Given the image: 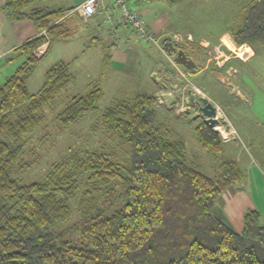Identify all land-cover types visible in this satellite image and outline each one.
I'll return each mask as SVG.
<instances>
[{"label":"trees","instance_id":"trees-1","mask_svg":"<svg viewBox=\"0 0 264 264\" xmlns=\"http://www.w3.org/2000/svg\"><path fill=\"white\" fill-rule=\"evenodd\" d=\"M46 1L5 0L2 6L11 21L30 20L39 35L15 50L25 61L0 84V264H264V214L248 210L238 232L214 212L243 178L241 166L220 161L214 176L192 167L185 143L155 124V95H137L98 116L95 129L111 146L73 151L53 163L42 182L21 184L14 177L26 139L46 120L45 107L75 79L70 65L58 62L43 88L29 92L47 55L37 57L36 50L74 34L66 18L72 9L33 7ZM231 39L237 46L264 43V0L246 2ZM230 48L236 51L233 43ZM103 96L102 85L91 82L56 114L57 125L79 122ZM195 133L204 149L224 153L223 137L206 121ZM119 146L128 150L125 160L115 157Z\"/></svg>","mask_w":264,"mask_h":264},{"label":"rangeland","instance_id":"rangeland-1","mask_svg":"<svg viewBox=\"0 0 264 264\" xmlns=\"http://www.w3.org/2000/svg\"><path fill=\"white\" fill-rule=\"evenodd\" d=\"M247 1L179 0L170 4L127 0V8L131 12L143 14L144 7H147L151 10L147 21L163 18L168 24L166 30L172 31L156 42H145L139 39L137 31L130 25L119 24L117 29H112L110 23L116 19L123 21V6L118 0H104L108 12L89 23L80 13L84 0L75 8V0H52L55 8L72 9L77 14V28L68 42L54 40L53 48L33 73L29 92L36 94L43 88L46 73L54 65L53 57L65 58L72 63L71 72L75 79L45 107L46 120L26 139V152L14 177L21 184L42 182L52 164L73 151H97L109 146L103 130L95 129L98 116L106 108L137 95H154L158 88L160 96H157L159 105L156 107L155 124L173 140L185 143L189 164L208 176H214L220 161H237L244 176L236 186L248 191V175L252 167L264 171V43L257 42L254 47L246 44L254 52L248 59L245 53L252 52L250 48L239 52L229 46L234 42L231 35ZM176 36L184 40L191 37V43L182 47L200 67L197 74H190L165 53L164 44L172 42ZM92 37L96 39L91 40ZM113 41L117 43L116 48L129 52L133 58L130 68H111L108 56L112 53L110 44ZM44 47L42 45L36 50L37 57L48 52L51 45ZM228 49L238 56L232 55L223 63V57L219 55L231 54ZM75 56L76 59L71 61ZM24 61L25 58L17 55L16 51L4 57L0 61V84L14 75ZM178 80L183 81L185 89L196 90L198 96L208 97L221 109L220 126L226 134L218 131L227 137L226 142L230 141L224 144L221 156H215L200 145L195 127L205 121L204 117L187 110L184 100H178L171 106L164 104L161 95L174 94ZM91 82L100 83L104 91L97 110L72 126H58L56 114L76 92H87ZM127 152L125 147L119 146L115 157L125 160ZM75 206L73 203L74 209ZM214 212L219 217L225 215L222 211L219 213L218 206ZM76 216L74 214L73 218Z\"/></svg>","mask_w":264,"mask_h":264},{"label":"crops","instance_id":"crops-1","mask_svg":"<svg viewBox=\"0 0 264 264\" xmlns=\"http://www.w3.org/2000/svg\"><path fill=\"white\" fill-rule=\"evenodd\" d=\"M81 0H75V4L73 7L75 8L78 3ZM133 1V0H128V2ZM5 0H0V61L4 59L8 54L11 52L15 51L19 46L24 44L25 42L31 40L32 38L36 37L39 35V32L35 28L34 24L30 20H23L20 22H14L11 21L2 11V6L4 4ZM52 0L38 3L34 5L33 7H53L51 4ZM134 2L139 3L140 1L134 0ZM104 3V0L100 1V6H99V11L96 13L93 17L89 18L86 22L89 23L90 20H93L96 18L98 15H104L105 13L108 12V7ZM72 7V8H73ZM63 8V7H62ZM145 8V12L143 14H140L138 11H135L140 14L142 19L146 20V17L150 15V9L147 7ZM66 18L69 19V24L71 25V28L76 31L77 28V21H78V16L73 10L71 12H68L66 14ZM82 20V19H80ZM143 21L148 29L153 31L155 35L160 38H164L167 36V34L171 33L172 31H167L166 29L168 28V24H165L163 18H158L155 17L150 21ZM112 29L115 30L117 29V25L119 24H126L124 21L121 20V22L116 19L115 22L112 24ZM70 39V38H69ZM69 39H59L57 42H68ZM96 39V37H92L91 40ZM56 41H53L51 43V47L47 52L48 53L51 51L53 48V44ZM230 44V43H229ZM49 43L45 44L44 48H47ZM111 49L112 53L110 54L109 57V62L111 64V68L113 70H117L116 68H125L128 69L131 66V61L133 58H131V55L129 52L122 51L119 48H116L117 43L112 42L111 44ZM230 46V45H229ZM77 56L73 57L71 61H74ZM54 59V64L58 62H65L68 63L67 59L63 58H55ZM70 65L71 69V64ZM122 70V69H120ZM32 78L30 79L29 83L31 82ZM29 83H28V88H29ZM81 94L80 92H76L75 95ZM155 96H160L159 90L157 88ZM74 96V95H73ZM218 107V106H217ZM218 112L220 114V118H222V112L221 109L218 107ZM236 131V130H235ZM230 141L226 142L225 144L229 143ZM249 178H248V185H249V190H243L239 187L232 186L230 187L220 198L218 201V211L219 213H225L223 215L226 220L229 222V224L238 232H241L243 229V220H244V215L248 210H258L264 214V171L261 169H257L256 167H252V169L249 172ZM259 192V194H257ZM223 213V214H224Z\"/></svg>","mask_w":264,"mask_h":264},{"label":"water","instance_id":"water-1","mask_svg":"<svg viewBox=\"0 0 264 264\" xmlns=\"http://www.w3.org/2000/svg\"><path fill=\"white\" fill-rule=\"evenodd\" d=\"M164 50L165 53L173 59L175 64L183 66L190 74H197L201 71L197 63L192 58L188 57L183 49L177 48L172 42H166L164 44ZM177 83L178 86L174 94L163 93L161 95L166 106H171L178 100H184L188 106L187 110L192 108L196 111V114H201L209 126L214 128L220 125L218 107L208 97L198 96L196 90L185 89L182 80H178ZM163 87L165 88L166 86L164 85Z\"/></svg>","mask_w":264,"mask_h":264},{"label":"built area","instance_id":"built-area-1","mask_svg":"<svg viewBox=\"0 0 264 264\" xmlns=\"http://www.w3.org/2000/svg\"><path fill=\"white\" fill-rule=\"evenodd\" d=\"M119 2L122 3L123 6V10H122V18L123 21L130 25L131 27L134 28L135 31H137L138 37L140 40L145 41V42H156L158 41V37L155 35V33L153 31H151L150 29H148L145 25V23L143 22L142 18L140 17V15L137 12H131L127 6V0H118ZM99 2L98 0H84V2L82 3V9H81V15L82 17H84L85 19H89L91 17H93L96 13H98L99 11ZM191 37H188L186 40H184L183 38L176 36L174 39H171L172 43L176 46H179L181 49H183L182 46H185L186 44L188 45L189 43H191ZM232 43V42H231ZM234 43V42H233ZM182 44V45H181ZM234 47L236 51H242L244 48L247 47L251 49L252 52H247L245 53L246 58L247 57H251L253 55V50L250 46H247L246 44L242 45V46H237L234 43ZM228 48V47H227ZM40 49V48H39ZM184 50V49H183ZM229 50V49H228ZM185 51V50H184ZM231 54H220L219 57H223L221 60L222 62H226L229 61L231 59L232 55L238 56L236 53H234L232 50H229ZM186 52V51H185ZM240 59H242L243 61L247 60V59H243L242 57H239ZM218 133L220 131L216 130ZM220 135L223 137V140L226 141L225 139H227L226 136H224V134L222 132H220Z\"/></svg>","mask_w":264,"mask_h":264},{"label":"flooded vegetation","instance_id":"flooded-vegetation-1","mask_svg":"<svg viewBox=\"0 0 264 264\" xmlns=\"http://www.w3.org/2000/svg\"><path fill=\"white\" fill-rule=\"evenodd\" d=\"M177 48H180V47L177 46ZM180 49H181V48H180ZM187 55H188V54H187ZM188 57H189V56H188ZM191 110H192V111H191L192 113L196 114V111H195V110H193L192 108H191ZM196 115H197L198 117H199V116H200V117L202 116L201 114H196Z\"/></svg>","mask_w":264,"mask_h":264},{"label":"bare ground","instance_id":"bare-ground-1","mask_svg":"<svg viewBox=\"0 0 264 264\" xmlns=\"http://www.w3.org/2000/svg\"><path fill=\"white\" fill-rule=\"evenodd\" d=\"M216 127H217V130H221L224 134H226V133L224 132L223 128H222L220 125H217Z\"/></svg>","mask_w":264,"mask_h":264},{"label":"clouds","instance_id":"clouds-1","mask_svg":"<svg viewBox=\"0 0 264 264\" xmlns=\"http://www.w3.org/2000/svg\"><path fill=\"white\" fill-rule=\"evenodd\" d=\"M220 125H222V124L220 123Z\"/></svg>","mask_w":264,"mask_h":264}]
</instances>
